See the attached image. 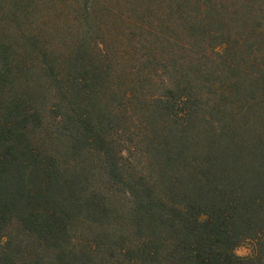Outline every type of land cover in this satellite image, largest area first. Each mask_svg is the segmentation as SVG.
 <instances>
[{
	"label": "trees",
	"instance_id": "trees-1",
	"mask_svg": "<svg viewBox=\"0 0 264 264\" xmlns=\"http://www.w3.org/2000/svg\"><path fill=\"white\" fill-rule=\"evenodd\" d=\"M0 264H264V0H0Z\"/></svg>",
	"mask_w": 264,
	"mask_h": 264
},
{
	"label": "rangeland",
	"instance_id": "rangeland-1",
	"mask_svg": "<svg viewBox=\"0 0 264 264\" xmlns=\"http://www.w3.org/2000/svg\"><path fill=\"white\" fill-rule=\"evenodd\" d=\"M236 252L240 256H247V255L250 254V250H249V248H248L247 245H244L242 247H239Z\"/></svg>",
	"mask_w": 264,
	"mask_h": 264
}]
</instances>
